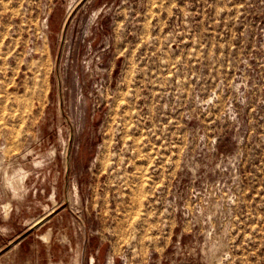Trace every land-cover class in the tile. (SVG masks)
I'll return each instance as SVG.
<instances>
[{
    "label": "rangeland",
    "instance_id": "rangeland-1",
    "mask_svg": "<svg viewBox=\"0 0 264 264\" xmlns=\"http://www.w3.org/2000/svg\"><path fill=\"white\" fill-rule=\"evenodd\" d=\"M0 264H264V0H0Z\"/></svg>",
    "mask_w": 264,
    "mask_h": 264
}]
</instances>
